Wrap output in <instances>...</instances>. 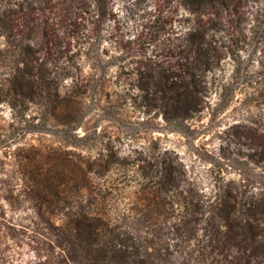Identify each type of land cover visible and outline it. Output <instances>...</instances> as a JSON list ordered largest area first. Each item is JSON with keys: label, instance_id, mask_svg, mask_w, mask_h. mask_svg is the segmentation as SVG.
<instances>
[{"label": "rangeland", "instance_id": "374dc122", "mask_svg": "<svg viewBox=\"0 0 264 264\" xmlns=\"http://www.w3.org/2000/svg\"><path fill=\"white\" fill-rule=\"evenodd\" d=\"M223 1L206 0L203 14L190 15L183 0H0V80L15 67L13 33L39 37L53 89L76 96L82 106L74 132L80 140L66 148L87 159L101 154L112 160L105 175H92L100 182L93 189L101 188L110 212L129 205L137 163L165 146L205 191L233 180L241 193H264V0ZM199 22L207 39L218 42L221 58L206 75L205 110L172 125L140 90L138 61L174 55L177 32ZM40 109L45 107L36 102L27 113ZM19 110L0 101V127L16 121ZM42 129L28 142L60 145V132L50 125L21 126L22 132ZM70 195L77 200L72 206L79 205L80 191ZM141 203L148 208V199ZM23 209L12 208L0 192V214L16 224L0 229V264H68L56 238ZM62 217L52 216V222L60 224ZM144 218V236L172 243L169 222Z\"/></svg>", "mask_w": 264, "mask_h": 264}, {"label": "trees", "instance_id": "16d2710c", "mask_svg": "<svg viewBox=\"0 0 264 264\" xmlns=\"http://www.w3.org/2000/svg\"><path fill=\"white\" fill-rule=\"evenodd\" d=\"M183 2L190 15L203 14L208 5L206 0ZM12 36L15 67L0 80V101L20 110L17 123L0 127V192L12 208L33 211L40 221L37 225L49 230L56 247L67 254L68 264H252L253 260L264 264V193H241L233 180L205 191L188 177L186 165L167 146L137 163L129 205L119 213L110 212L101 188L93 189L100 182L92 175H105L112 160L101 154L87 159L65 145L80 140L74 132L81 103L76 96H61L53 89L39 37L30 31ZM176 39L174 55L145 56L135 73L146 100L172 125L205 110L206 75L221 58L218 42L207 39L200 22L181 28ZM36 102L45 110L27 113ZM23 124L56 128L60 145L28 142L30 134L45 131L22 132ZM74 190L82 196L76 206L72 203L77 200L70 201ZM142 199L149 200L148 208L143 209ZM58 215L62 222L55 224L52 216ZM143 218L149 223L169 222L172 243L161 245L144 236ZM12 220L0 214V229L16 225Z\"/></svg>", "mask_w": 264, "mask_h": 264}]
</instances>
